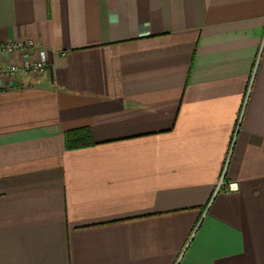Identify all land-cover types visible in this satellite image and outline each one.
Returning <instances> with one entry per match:
<instances>
[{"label": "crops", "instance_id": "0c3cea01", "mask_svg": "<svg viewBox=\"0 0 264 264\" xmlns=\"http://www.w3.org/2000/svg\"><path fill=\"white\" fill-rule=\"evenodd\" d=\"M27 39L0 53L48 57L0 77V264H264V0H0Z\"/></svg>", "mask_w": 264, "mask_h": 264}, {"label": "built area", "instance_id": "2783aa9c", "mask_svg": "<svg viewBox=\"0 0 264 264\" xmlns=\"http://www.w3.org/2000/svg\"><path fill=\"white\" fill-rule=\"evenodd\" d=\"M34 48V43L32 40H21L13 43H0V53H24ZM48 65L47 51L45 49H39L37 52V57L34 59H24L20 63H10L5 66H0V77L4 75H10L12 77H17V75L28 74V75H38L46 70ZM250 91V89H249ZM223 184V180L218 184V189Z\"/></svg>", "mask_w": 264, "mask_h": 264}, {"label": "trees", "instance_id": "16d2710c", "mask_svg": "<svg viewBox=\"0 0 264 264\" xmlns=\"http://www.w3.org/2000/svg\"><path fill=\"white\" fill-rule=\"evenodd\" d=\"M65 140L68 149H77L93 144L89 129L70 131L66 134Z\"/></svg>", "mask_w": 264, "mask_h": 264}]
</instances>
